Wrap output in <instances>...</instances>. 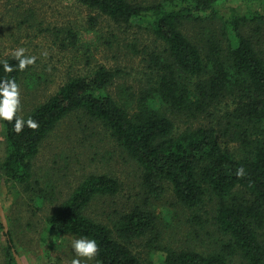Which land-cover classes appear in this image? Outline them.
<instances>
[{"label": "trees", "instance_id": "1", "mask_svg": "<svg viewBox=\"0 0 264 264\" xmlns=\"http://www.w3.org/2000/svg\"><path fill=\"white\" fill-rule=\"evenodd\" d=\"M75 1L117 25L148 29L157 43L142 52L150 85L138 96L115 97L111 87L121 72L100 66L70 78L24 117L19 105L17 115L37 127L25 125L17 133L14 120H1L8 193L22 186L36 196L37 209L53 199L33 184V162L57 125L82 111L139 166L147 194L160 196L169 185L178 203L194 212L195 226L211 228L205 233L215 240L203 251L160 245L158 216L139 206L117 211L112 226L89 217L96 199L120 192V182L105 174L87 176L52 210L47 236L94 238L98 252L89 264H147L134 247L147 238L160 252V264H264V0ZM90 23L94 28L98 21ZM191 24L212 31L204 44L185 32ZM29 70L5 73L0 64V80L14 78L20 89ZM177 119L186 127L178 128ZM241 167L244 174L237 176ZM4 234V264H18L15 240ZM45 254L51 258L48 248Z\"/></svg>", "mask_w": 264, "mask_h": 264}, {"label": "rangeland", "instance_id": "2", "mask_svg": "<svg viewBox=\"0 0 264 264\" xmlns=\"http://www.w3.org/2000/svg\"><path fill=\"white\" fill-rule=\"evenodd\" d=\"M136 1L148 3L154 0ZM91 18L98 21L94 28ZM185 32L191 39L204 44L205 36L212 31L204 24H191L185 26ZM156 44L147 28L117 25L75 0H0V58L12 57L11 50L17 47H24L25 55L37 57L19 89L22 117L55 94L70 78L92 74L100 66L121 72L111 87L115 97L138 96L150 85L142 52L155 49ZM134 45L138 52L132 49ZM176 123L178 128L187 125L178 119ZM229 147L236 150V145ZM5 152L0 120V204L23 264H71L75 255L71 241L79 237L50 238L45 231V219L92 174L112 176L121 184L117 195L98 198L89 206L87 215L96 221L112 226L118 217L117 211H129L139 206L158 216L160 245L203 251L215 240L205 233L211 228L203 230L195 226L194 212L178 203L169 185H165L160 196L147 194L139 166L100 123L92 121L82 111L69 115L57 125L33 162V184L37 182L43 190L53 193V199L46 201L40 209L34 203V193L22 186L14 185L8 193L1 172ZM4 232L5 229L0 228V264L5 263L7 237ZM147 241L148 238L137 241L136 252L147 264H160V252ZM47 248L50 259L45 256ZM90 261L81 258V264Z\"/></svg>", "mask_w": 264, "mask_h": 264}, {"label": "clouds", "instance_id": "3", "mask_svg": "<svg viewBox=\"0 0 264 264\" xmlns=\"http://www.w3.org/2000/svg\"><path fill=\"white\" fill-rule=\"evenodd\" d=\"M26 49L24 47H17L11 50L12 58L17 61V64H9L7 60L0 62L5 73H11L14 70L23 71L29 65L36 62L37 57L34 55H25ZM46 55V53H45ZM20 105L19 86L14 78H7L0 80V120L13 121V130L17 133L21 132L26 125L30 128H36L37 123L32 118L27 120L22 119L17 115ZM244 174L243 167L237 169L236 175L242 176ZM71 248L74 252V258L71 264H81V258L91 260L98 252L97 241L88 239L86 237L73 238L71 241Z\"/></svg>", "mask_w": 264, "mask_h": 264}, {"label": "water", "instance_id": "4", "mask_svg": "<svg viewBox=\"0 0 264 264\" xmlns=\"http://www.w3.org/2000/svg\"><path fill=\"white\" fill-rule=\"evenodd\" d=\"M0 214H1V217H2V220H3V225H4L5 232L7 233L8 232L7 220H6V217H5V215H4L3 211H2L1 204H0ZM13 253H14V256H15V259H16L17 263L18 264H23L19 254L16 252L15 249H13Z\"/></svg>", "mask_w": 264, "mask_h": 264}]
</instances>
